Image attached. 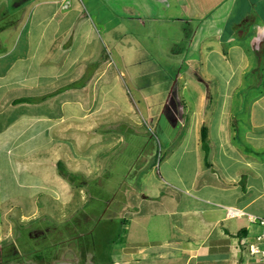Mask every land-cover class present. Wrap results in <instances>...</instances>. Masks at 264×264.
<instances>
[{"label": "crops", "instance_id": "crops-1", "mask_svg": "<svg viewBox=\"0 0 264 264\" xmlns=\"http://www.w3.org/2000/svg\"><path fill=\"white\" fill-rule=\"evenodd\" d=\"M10 2L0 7L7 21L0 29V188L20 204L21 219L50 211L43 195L63 214L69 208L70 220L90 218L74 206L76 195L86 203L94 188L109 187L105 158L130 147L142 123L163 130L164 122L170 140L181 134L191 149L180 157L191 151L195 163L169 165L167 177L152 168L128 187L116 260L97 255L89 231L69 227L0 231V252L13 253L0 264H264L249 250L262 233L249 217L264 218V0ZM92 12L99 22L89 20ZM107 44L120 45L123 64L107 55ZM160 54L179 60L169 63L171 84ZM155 55L156 64H143ZM154 74L166 84L145 92L141 81ZM229 208L246 214L229 217ZM90 210L97 220L98 208Z\"/></svg>", "mask_w": 264, "mask_h": 264}, {"label": "rangeland", "instance_id": "rangeland-1", "mask_svg": "<svg viewBox=\"0 0 264 264\" xmlns=\"http://www.w3.org/2000/svg\"><path fill=\"white\" fill-rule=\"evenodd\" d=\"M5 1L6 0H0V7L3 6V3ZM79 1L82 3L86 2V0ZM69 3L70 1L66 2L67 5ZM20 4H17V2L13 3L11 0V2L7 6L10 7L12 5H16L17 7H19ZM2 10H4V8ZM15 11L16 10L9 11L7 13V17H13L14 15L12 13L14 12L16 14L17 11ZM93 13L94 12H92L91 14L92 18L89 17V20L92 21L93 19L95 22H99L100 20H97L96 15H93ZM17 15L18 14H16V16ZM6 22V20H3L1 18L0 29L4 27V24H6ZM99 30L105 32L102 26L99 28ZM107 46L109 45L107 44ZM113 46L114 48H111L110 46L108 47V50H106L107 55L117 60L118 64H120L121 62L123 64L120 54H118V52L116 51L117 49L115 48V46L119 47L120 45L114 44ZM163 47L164 46L161 45V48ZM160 57L162 59L159 58L158 63L162 65L165 70H167V73L170 76L167 78H170L171 84V82H173V78L175 77L173 75L174 70L169 66V63L174 67L176 65V62L178 63L179 60H177L176 62L173 60L168 61L167 58H164V54H160ZM143 62L144 65L150 63L156 64L157 58L152 61L145 59ZM167 62L168 65H165ZM252 77L253 75H249L248 79H252ZM146 79L147 80L141 81V84L145 92L148 93L151 89L160 90L161 84H164V86L166 84V82L164 81L166 77L160 74L147 76ZM129 89L131 91V94L135 96L136 93L133 83L129 84ZM157 103L158 102H155V105ZM161 109L162 107L157 105L153 107L152 111L154 112V114H157L161 112ZM141 111L143 113L142 116H139V118L147 115L145 112L146 110L143 107H141ZM144 118L146 119L147 116H145ZM156 126V124L152 123H149V125L147 123H142V126H134L135 129L138 130L141 134L139 136L132 137V139L128 141L130 147L114 151L112 154H109L108 157H106L107 155L105 154L103 155V157H106L105 160H107L106 162H108L110 166L108 177L109 181H107V185H109V187L94 188L93 196L95 199L92 200V198H89L86 203L84 200H81V195L79 194H77L75 198L74 206L78 204V201L79 206L84 208L83 213L91 216L88 219H81L78 217L77 219L70 220L68 218L70 214L69 211H71L69 208V211L67 210V212L64 213V217V214L62 213V208L64 206L52 200V198L48 197L47 195L40 196L41 200L46 199L49 201L50 211L47 212V214L39 211L34 217H32V220L21 219L19 215L20 207H18L20 204L14 203L9 199V189L0 188V231H4L2 234H4L6 231H89V233L86 235V238L91 243L92 240L94 241V243H96V253L98 256L106 255V257H111L114 260L119 258V250L121 247L120 243L124 239L123 236L127 233V231H125V229L127 228L126 224L125 222L123 224L122 221V218L125 217V215L121 213V206L125 199L124 192L128 189V187H133L137 184L139 186L143 176L147 175L152 168H154L155 177H158L160 175L167 177L165 168H167L169 165L176 166L180 163L185 165L186 160L189 163L194 162L193 153H191V151H189L188 154L186 152L187 155L180 157L183 148H189V150L191 149V146L186 147L181 144L183 141L181 138V134L178 135L177 138L170 140L167 138L168 130L165 129L166 124L163 122V130L165 129L164 133H162L163 130L156 129ZM142 168L148 169V172L141 173L140 170ZM89 184L93 185L92 181H90ZM90 192V195L92 196V189L90 190ZM131 195L132 194H130V198ZM33 205L34 210L36 207L41 208L42 206L39 200L36 204ZM130 206L132 209L136 206V203L132 202ZM92 207L98 208L99 210V218L97 220H92V212L91 214L89 213ZM9 209H11V211H9ZM133 211L134 210L132 209V212ZM126 218L130 220L131 216L129 215V217L127 216ZM69 227L71 230H69ZM109 238L113 240V242H111L110 244H108ZM29 242L28 245L30 246H28L27 248H31V250H34L33 244ZM54 249L55 246L49 247L46 250L52 252L54 251ZM49 251L46 252L48 253V255L50 253ZM10 254L13 253L8 252L7 250L4 252H0V258L1 255L2 257H7ZM35 254L36 252L33 251L29 253L28 256H33ZM86 257L87 253H82V259L85 260Z\"/></svg>", "mask_w": 264, "mask_h": 264}, {"label": "built area", "instance_id": "built-area-1", "mask_svg": "<svg viewBox=\"0 0 264 264\" xmlns=\"http://www.w3.org/2000/svg\"><path fill=\"white\" fill-rule=\"evenodd\" d=\"M243 211L240 209L235 208H229L227 215L229 217H237L239 215H245ZM250 220L255 221L257 220L262 228V233L259 235L253 243L249 245V250L252 255H261L264 258V218L263 217H256L253 215H250Z\"/></svg>", "mask_w": 264, "mask_h": 264}, {"label": "trees", "instance_id": "trees-1", "mask_svg": "<svg viewBox=\"0 0 264 264\" xmlns=\"http://www.w3.org/2000/svg\"><path fill=\"white\" fill-rule=\"evenodd\" d=\"M17 11V12H16ZM16 14L18 13V10L16 9ZM14 16L13 17H8L9 19H14L16 18V14L13 12L12 13ZM6 18V16H5ZM201 145H202V149L204 150L205 152V162L206 164H208V152H209V147H208V137H207V130L205 127L202 128L201 130ZM62 172V171H60ZM63 174V173H61Z\"/></svg>", "mask_w": 264, "mask_h": 264}]
</instances>
